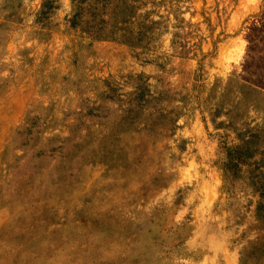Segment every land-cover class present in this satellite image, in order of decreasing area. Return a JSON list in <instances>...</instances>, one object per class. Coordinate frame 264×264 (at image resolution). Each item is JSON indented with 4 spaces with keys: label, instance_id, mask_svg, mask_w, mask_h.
I'll return each instance as SVG.
<instances>
[{
    "label": "rangeland",
    "instance_id": "374dc122",
    "mask_svg": "<svg viewBox=\"0 0 264 264\" xmlns=\"http://www.w3.org/2000/svg\"><path fill=\"white\" fill-rule=\"evenodd\" d=\"M46 1L0 0V264H264V0H182L147 49Z\"/></svg>",
    "mask_w": 264,
    "mask_h": 264
},
{
    "label": "trees",
    "instance_id": "16d2710c",
    "mask_svg": "<svg viewBox=\"0 0 264 264\" xmlns=\"http://www.w3.org/2000/svg\"><path fill=\"white\" fill-rule=\"evenodd\" d=\"M181 3L182 0H71L72 10L67 22L71 29L80 31L92 41H113L133 49H147L162 31L169 28L172 16L181 23L185 21ZM54 9L53 2L47 0L42 5L40 16ZM205 19L211 21L210 17ZM172 45L182 58H189L194 47L200 46H190L189 41H177L175 38ZM249 88L257 94L262 93L254 87ZM143 97L144 94L141 99ZM170 124H176V120ZM257 136L253 130L240 133L242 143L229 150L226 172L237 169L239 162L261 153Z\"/></svg>",
    "mask_w": 264,
    "mask_h": 264
}]
</instances>
